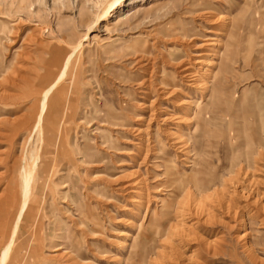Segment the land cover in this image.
Returning <instances> with one entry per match:
<instances>
[{
  "label": "rangeland",
  "instance_id": "374dc122",
  "mask_svg": "<svg viewBox=\"0 0 264 264\" xmlns=\"http://www.w3.org/2000/svg\"><path fill=\"white\" fill-rule=\"evenodd\" d=\"M37 151L20 264H264V0H0V248Z\"/></svg>",
  "mask_w": 264,
  "mask_h": 264
},
{
  "label": "bare ground",
  "instance_id": "6f19581e",
  "mask_svg": "<svg viewBox=\"0 0 264 264\" xmlns=\"http://www.w3.org/2000/svg\"><path fill=\"white\" fill-rule=\"evenodd\" d=\"M70 59H71V56H70V58H68V61H67V63H65L64 67H66V65L69 63ZM64 74H66L65 68L63 69L62 74L60 75L61 77H59L57 81L55 80L52 83H50L47 86V88L44 90L43 95L41 97V100H40L41 111L38 112L36 117H35V123H36V127H37L36 129L39 133V139L41 138V136H42V138L44 136L43 134H44V131L46 130L45 123L48 122V120H51L52 121L51 123L53 125L54 124H56V125L60 124V118H59V113H58L59 111H55V110H61L62 106L58 105V106L54 107V110L52 112L50 102L53 98V96H51V95L53 94L54 90L58 86L59 82L63 79ZM209 99L211 100L210 102H213V100H214L213 96H210ZM47 128H49V126ZM52 129L53 128H51V131H52ZM46 132L50 133V129L46 130ZM62 132L64 133V130H62ZM63 133L60 134L61 137H63ZM31 155L32 156H30L29 159H30L32 164L28 170H27V168H25V172L23 171L25 174V179H24V181H25L24 185L25 186L24 187L22 186V193L19 196V202L16 206H15V204L12 205L14 210L10 216H12L14 218V229H13V233L11 234L9 241L8 242L6 241V243L4 241V245L0 248L1 249L0 250V264H15L16 260H17L18 264H20V261H21L20 248H22L21 247L22 243L21 244L18 243L17 246L14 248L15 243H16L20 233H21V236L24 234L25 224L31 225V224H33V221L35 220L32 218H33V213H34L35 209L37 208L36 204H38V199H39L38 194H40L39 193L40 191L44 192V190H45L44 189L45 187L42 188V185L38 186L39 185L38 180H40L38 178H40V176H42V177L48 176L51 173L50 169H48L49 163H47V161H49V160H44L43 162L41 161L42 164H39L38 161H39V159L41 160L42 154L39 155V153L37 151L36 155H34V153H32ZM56 156L59 157V154L54 155V157H53L54 162L56 161L55 158H58ZM24 174H23V176H24ZM21 178H22V176H21ZM48 187H49V185H48ZM48 187H46L47 190H48ZM2 211H3V205H1V207H0V215L2 214ZM39 225H40V223H39ZM0 235H2V234L0 233ZM27 237L28 238H27L25 243L27 244V242L31 238L33 239L32 240L33 243H31V247L29 249L30 250L29 254H28L27 258H25L24 263H27L29 260L34 259L36 264H41L40 256H36V255H39L42 248H43V243L45 242L44 237L41 236L40 231L39 230L37 231V229L35 232L31 231ZM54 237L60 238L57 235H55ZM61 238L62 239L65 238L64 234ZM48 243L51 244V246H50L51 248H55L56 250H59V248H61L60 245H55L54 242H52V241H48ZM44 247H45V245H44ZM27 253H28V251H27ZM22 260H24V258H22Z\"/></svg>",
  "mask_w": 264,
  "mask_h": 264
}]
</instances>
